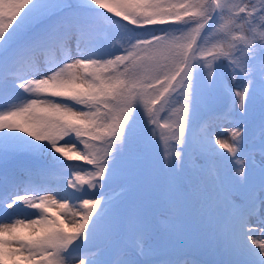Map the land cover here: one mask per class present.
<instances>
[{"label":"snow or ice","instance_id":"obj_1","mask_svg":"<svg viewBox=\"0 0 264 264\" xmlns=\"http://www.w3.org/2000/svg\"><path fill=\"white\" fill-rule=\"evenodd\" d=\"M192 249L264 264V0H0V264Z\"/></svg>","mask_w":264,"mask_h":264},{"label":"rangeland","instance_id":"obj_2","mask_svg":"<svg viewBox=\"0 0 264 264\" xmlns=\"http://www.w3.org/2000/svg\"><path fill=\"white\" fill-rule=\"evenodd\" d=\"M21 102H22V100L12 101L13 104L21 103ZM175 106H176L177 108H179V107H180V104L178 103V104H176ZM2 110H6V109H2ZM172 118H174V117H165V119H163V123H165V122H171V119H172ZM78 147H79V146H78ZM158 152H160V149H159V148H155V152H154V153L156 154V153H158ZM158 155H159V153H158ZM158 155H157V156H158ZM54 179H55L54 177H53V178H50V182L44 184L43 186L49 187L50 185H54V183L51 182V181H54ZM39 194L47 195V197H48L49 200H56V201L59 200V196L57 195V193H55V192H53V191H51V192H49V193H39ZM86 198H90V197H86ZM46 211H48V212H53L56 216H59V218L65 220V222H67L66 218L63 217L62 215H60L61 210L59 209L58 206H57V207H52L51 205H46ZM199 250H200L199 253L204 252V249H199ZM199 253L196 254V255H193V254H192V255L195 256V257H197V258H199V259H201ZM209 257H210V256H209Z\"/></svg>","mask_w":264,"mask_h":264},{"label":"bare ground","instance_id":"obj_3","mask_svg":"<svg viewBox=\"0 0 264 264\" xmlns=\"http://www.w3.org/2000/svg\"><path fill=\"white\" fill-rule=\"evenodd\" d=\"M44 187H46V186H44ZM49 187H53L54 188L55 187V184L54 185H50ZM53 192H55V191H53ZM49 213H50V215L51 214H54L53 212H49ZM24 218L25 217H23V216H16L15 214H13V219H24ZM5 222H9L10 223L11 220H6ZM36 231H39V229H36V230H25V234L26 235H32V236H34L36 234Z\"/></svg>","mask_w":264,"mask_h":264}]
</instances>
